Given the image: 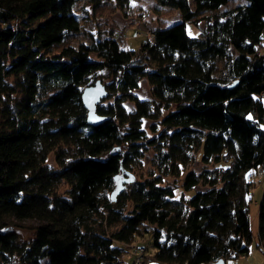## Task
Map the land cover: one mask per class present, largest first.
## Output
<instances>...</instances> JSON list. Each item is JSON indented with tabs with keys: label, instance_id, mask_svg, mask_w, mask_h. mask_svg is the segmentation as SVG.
<instances>
[{
	"label": "trees",
	"instance_id": "1",
	"mask_svg": "<svg viewBox=\"0 0 264 264\" xmlns=\"http://www.w3.org/2000/svg\"><path fill=\"white\" fill-rule=\"evenodd\" d=\"M76 1L0 0V260L120 264L123 243H135L142 225L153 226L144 227L147 245L135 243L146 249L142 264L246 256L252 174L264 164V0L223 9L196 37L186 22L228 0H157L181 19L151 38L145 32L136 50L109 33L49 54L80 29ZM87 1L96 8L104 0ZM98 73L110 79L96 106L105 119L90 125L81 90ZM144 78L152 100L135 93ZM143 118L158 119L152 137ZM149 145L160 174L121 177ZM51 151L57 167L46 163ZM196 154L203 167L181 182L193 193L175 197L162 177L179 176ZM62 181L68 189L59 194ZM257 215L263 250L264 188ZM28 218L37 220L34 236L21 243L12 220ZM103 222L115 227L106 232Z\"/></svg>",
	"mask_w": 264,
	"mask_h": 264
},
{
	"label": "rangeland",
	"instance_id": "2",
	"mask_svg": "<svg viewBox=\"0 0 264 264\" xmlns=\"http://www.w3.org/2000/svg\"><path fill=\"white\" fill-rule=\"evenodd\" d=\"M247 2V0H228L226 3L220 5L219 8L215 10H208L202 13V18L198 20V24H194L191 21L186 22V31L190 36L196 37L199 35L201 26L204 25L205 21L211 16L218 12H221L225 8H230L232 6L242 4ZM74 10L78 13L81 26L77 32H71L66 35V37L60 43L52 46L48 51L49 54L58 52V50L66 45H77L80 42H89L90 39H97L104 37L111 33L116 37L118 32L121 33L120 38H118L119 44L123 48L136 50L140 44L145 39L144 34L146 31H152L156 27L168 26L181 19V15L178 9L169 6H160L157 0H127L123 5H117L115 0H104L102 3L93 8L87 0H77L74 6ZM43 18L39 19L41 22ZM91 56H94L92 53ZM222 67V63L218 61L217 69ZM102 75V74H101ZM98 73L95 77L89 79L88 83L84 86L93 84L96 80L101 82H108L110 79L107 77H101ZM93 79V80H92ZM82 86V87H84ZM15 92L12 96H16ZM136 95L140 99H150L152 100L151 88L148 81L144 78L141 80L139 87L135 91ZM112 99L104 100V104L111 102ZM126 108L129 110L133 107L134 103L132 101L126 100L124 102ZM158 119L155 118H143L141 120V128L145 130L147 137H152L155 133L150 129V124L156 123ZM159 131H160V126ZM67 153H72L73 148H65ZM155 151L153 146L149 145L147 149H144L142 155H140L132 167L128 168L126 171L121 172V177H129L132 175L133 178H144L150 174L158 175L160 171L156 168L154 162ZM55 151H51L47 158L46 163L57 167L54 160ZM218 165L227 166L225 162H220ZM203 164L199 161V156L196 154V158L190 161L187 165L180 166V175L171 176L164 175L162 177V182L164 184H169L174 187L175 197L181 195H190L193 193L192 190H184L181 186L182 178L184 174L190 170L194 169L200 171ZM212 167V165L210 166ZM256 175L252 174V179L255 181L250 193V203H249V220L254 236V240L249 245L251 253L246 256L239 257H228L225 264H264V250L256 247L255 242L258 241L255 226L258 227V203L261 198L263 188H264V164L261 166L260 173L255 171ZM117 185V184H115ZM68 189V184L64 181L60 182L56 187V192L59 194L64 193ZM14 222L11 225L17 234L18 241L23 243L29 241L34 236L35 225L37 223L36 219H24V220H12ZM103 222L102 227L106 232L112 230L113 227H108ZM144 227L149 228V231L153 229V226L142 225L140 229V234L137 235L135 243L141 245H147L149 242V231L146 232ZM151 244H149V253L153 252L151 249ZM9 262L1 261L0 264H21L16 256L12 255ZM147 258H151L150 255ZM133 259L132 251L128 247L124 246L123 254L121 256L120 264L131 263Z\"/></svg>",
	"mask_w": 264,
	"mask_h": 264
},
{
	"label": "water",
	"instance_id": "3",
	"mask_svg": "<svg viewBox=\"0 0 264 264\" xmlns=\"http://www.w3.org/2000/svg\"><path fill=\"white\" fill-rule=\"evenodd\" d=\"M106 96L107 89L100 80H96L93 84L84 86L82 88L81 102L83 107L86 109L87 122L90 125H97L99 122L105 119V117L97 113L96 106ZM120 190L121 182L119 180L116 188L111 192V195L114 197ZM206 264H225V260L221 258L216 261L208 262Z\"/></svg>",
	"mask_w": 264,
	"mask_h": 264
},
{
	"label": "built area",
	"instance_id": "4",
	"mask_svg": "<svg viewBox=\"0 0 264 264\" xmlns=\"http://www.w3.org/2000/svg\"><path fill=\"white\" fill-rule=\"evenodd\" d=\"M146 35H147L148 38H151L153 36V33H152V31H146ZM120 36H121V33L118 32L116 34L115 38L118 39V38H120ZM260 170H261V166H259L257 168V171H259V173H260ZM123 245H125L126 247L129 248V250L132 251L133 259H132L131 264H142L143 263V260H144V257H145V253H146L145 247L139 246V245H137L135 243H133V244L132 243H123ZM263 250H264V248H263ZM234 254H235V250L232 249L230 251L229 255L232 256Z\"/></svg>",
	"mask_w": 264,
	"mask_h": 264
},
{
	"label": "crops",
	"instance_id": "5",
	"mask_svg": "<svg viewBox=\"0 0 264 264\" xmlns=\"http://www.w3.org/2000/svg\"><path fill=\"white\" fill-rule=\"evenodd\" d=\"M263 37H264V33H263ZM255 231H256V235H257V226H255ZM252 251H251V249H249V252H248V254H250ZM247 254V255H248Z\"/></svg>",
	"mask_w": 264,
	"mask_h": 264
}]
</instances>
